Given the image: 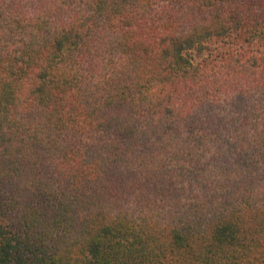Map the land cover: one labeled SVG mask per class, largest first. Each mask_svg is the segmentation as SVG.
I'll return each mask as SVG.
<instances>
[{
  "label": "trees",
  "instance_id": "16d2710c",
  "mask_svg": "<svg viewBox=\"0 0 264 264\" xmlns=\"http://www.w3.org/2000/svg\"><path fill=\"white\" fill-rule=\"evenodd\" d=\"M0 264H264V0H0Z\"/></svg>",
  "mask_w": 264,
  "mask_h": 264
}]
</instances>
